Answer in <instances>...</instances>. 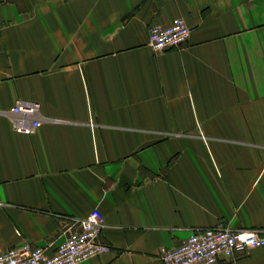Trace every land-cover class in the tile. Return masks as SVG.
I'll return each mask as SVG.
<instances>
[{"label": "crops", "instance_id": "crops-1", "mask_svg": "<svg viewBox=\"0 0 264 264\" xmlns=\"http://www.w3.org/2000/svg\"><path fill=\"white\" fill-rule=\"evenodd\" d=\"M175 17L187 41L152 49ZM16 100L40 103L31 134ZM94 208L110 251L78 264H161L215 226L264 236V0H0V251L54 248Z\"/></svg>", "mask_w": 264, "mask_h": 264}, {"label": "built area", "instance_id": "built-area-1", "mask_svg": "<svg viewBox=\"0 0 264 264\" xmlns=\"http://www.w3.org/2000/svg\"><path fill=\"white\" fill-rule=\"evenodd\" d=\"M190 28L180 17L166 25H152L148 45L154 50L176 49L188 39ZM12 129L31 134L40 126V103L16 100L10 107ZM103 215L92 209L78 222V228L66 233L54 248L23 243L0 251V264H78L110 251L100 241ZM264 246V236L257 229H228L221 226L193 231L178 245L159 252L161 264H218L220 259L233 260L236 253L247 254Z\"/></svg>", "mask_w": 264, "mask_h": 264}]
</instances>
